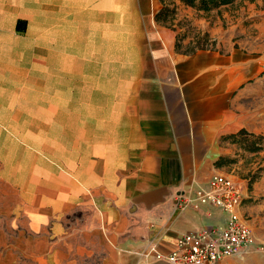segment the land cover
I'll list each match as a JSON object with an SVG mask.
<instances>
[{
	"label": "crops",
	"instance_id": "1",
	"mask_svg": "<svg viewBox=\"0 0 264 264\" xmlns=\"http://www.w3.org/2000/svg\"><path fill=\"white\" fill-rule=\"evenodd\" d=\"M197 13L0 0V215L16 231L0 264H147L151 247L224 225L217 208L176 206L217 174L246 186L247 214L244 163L264 150L229 139L243 127L227 121L248 73L228 68L225 41L195 36Z\"/></svg>",
	"mask_w": 264,
	"mask_h": 264
},
{
	"label": "rangeland",
	"instance_id": "2",
	"mask_svg": "<svg viewBox=\"0 0 264 264\" xmlns=\"http://www.w3.org/2000/svg\"><path fill=\"white\" fill-rule=\"evenodd\" d=\"M203 32L205 33L202 34ZM195 36L201 40L205 38V46L208 45L209 48L215 47V41L219 38L222 42L225 41L228 68L247 70L245 83L234 93L227 122L229 125H242L251 135L264 136V0H240L238 4L222 11L197 13ZM251 68L254 70L250 74ZM244 139L250 143L254 141L251 136ZM248 146L252 147L250 144ZM262 152L257 158H252L257 165L248 167L252 162L250 159L248 165L244 163V175L249 178L255 174L260 178L252 191L248 187L245 216L251 223L258 243L264 246V151ZM8 223L10 221L4 220L0 215V263L6 258L15 259L16 256L13 254L16 231H4ZM223 264H264V251L254 247L239 257L227 259Z\"/></svg>",
	"mask_w": 264,
	"mask_h": 264
},
{
	"label": "built area",
	"instance_id": "3",
	"mask_svg": "<svg viewBox=\"0 0 264 264\" xmlns=\"http://www.w3.org/2000/svg\"><path fill=\"white\" fill-rule=\"evenodd\" d=\"M247 194L246 186L231 175L217 174L206 187H199L176 200L181 210L203 206L219 209L227 215L224 225L179 236L172 251L160 253L156 246L143 254L147 264H222L230 258L239 257L251 248L264 251L258 243L248 218L242 212Z\"/></svg>",
	"mask_w": 264,
	"mask_h": 264
},
{
	"label": "trees",
	"instance_id": "4",
	"mask_svg": "<svg viewBox=\"0 0 264 264\" xmlns=\"http://www.w3.org/2000/svg\"><path fill=\"white\" fill-rule=\"evenodd\" d=\"M185 5L193 7L197 9L198 11L203 12H212L214 10H218L223 6L232 5L236 2V0H181ZM165 12H161V15H164ZM157 20H160L159 15L157 16ZM248 136H251L254 138L253 142H248L247 138ZM233 142L240 144L245 150L251 151V152H258L264 150L263 143H264V136L259 135H251L247 133L246 130H241L239 133L231 135L228 137ZM248 144H250L252 147H249ZM217 165H220V162L217 163ZM259 177L257 175H252L250 179V187L257 181Z\"/></svg>",
	"mask_w": 264,
	"mask_h": 264
}]
</instances>
